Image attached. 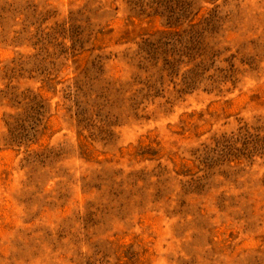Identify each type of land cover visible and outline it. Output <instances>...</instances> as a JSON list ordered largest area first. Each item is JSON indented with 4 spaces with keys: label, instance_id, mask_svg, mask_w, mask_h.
<instances>
[{
    "label": "rangeland",
    "instance_id": "obj_1",
    "mask_svg": "<svg viewBox=\"0 0 264 264\" xmlns=\"http://www.w3.org/2000/svg\"><path fill=\"white\" fill-rule=\"evenodd\" d=\"M0 264H264V0H0Z\"/></svg>",
    "mask_w": 264,
    "mask_h": 264
}]
</instances>
